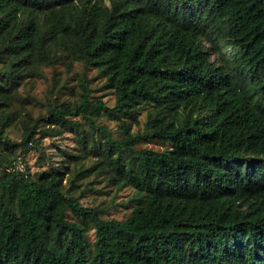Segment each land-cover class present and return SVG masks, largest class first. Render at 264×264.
<instances>
[{"label": "trees", "instance_id": "obj_1", "mask_svg": "<svg viewBox=\"0 0 264 264\" xmlns=\"http://www.w3.org/2000/svg\"><path fill=\"white\" fill-rule=\"evenodd\" d=\"M63 60L95 68L114 104L82 77L78 102L33 121L11 110L21 82ZM100 111L130 120L121 138ZM76 117L103 133L108 181L133 188L123 220L82 205L58 168L26 169L39 123L56 136ZM152 140L170 146L135 148ZM0 264H264V0H0Z\"/></svg>", "mask_w": 264, "mask_h": 264}, {"label": "rangeland", "instance_id": "obj_2", "mask_svg": "<svg viewBox=\"0 0 264 264\" xmlns=\"http://www.w3.org/2000/svg\"><path fill=\"white\" fill-rule=\"evenodd\" d=\"M209 43L204 41V46L209 47ZM223 54L228 53L229 46L222 43L220 48ZM212 58L214 56L212 55ZM88 80L91 89V101L103 100L106 105L114 104L113 90L104 87V77L92 67H85L81 62L73 61L67 64L66 60L55 65L43 66L39 73L25 79L17 86L15 93L16 100L11 108L18 114L23 113L25 119L31 117V121L37 117H45L51 104L70 101L78 102L80 99L81 78ZM148 107H144L136 113L139 124L132 126V131H143L145 129V113ZM91 118L97 126H105L114 138H121L122 133L118 127L120 121L129 122L123 117H109L102 111L93 113ZM74 130H64L59 135L47 136L41 131H45L51 126H45L42 121L40 126L35 128L38 132L35 138L38 140L36 148L27 149L23 152L24 163L27 171L33 176L35 172H40L49 166L58 168L63 173L64 189L69 190V194L78 197L80 203L88 207H98L103 209V217L125 219L133 207V188L129 186L118 187L107 179V171L101 167L99 160L103 149V133L97 128H92L86 120L79 117ZM40 129V130H39ZM24 131V125L19 119L13 125L5 128V132L14 141H19ZM86 135L88 138L87 148L82 149L79 138ZM169 143L152 140L142 141L135 145L136 149H151L161 152L168 149ZM21 148L16 150V154ZM63 151L79 155L80 163L73 164ZM4 152V149L2 150ZM76 176V177H75ZM75 178V185L70 186L69 179ZM67 217L74 219L70 212ZM92 231L90 237L92 238Z\"/></svg>", "mask_w": 264, "mask_h": 264}, {"label": "built area", "instance_id": "obj_3", "mask_svg": "<svg viewBox=\"0 0 264 264\" xmlns=\"http://www.w3.org/2000/svg\"><path fill=\"white\" fill-rule=\"evenodd\" d=\"M16 167L19 169V170H24L25 167H24V163L19 159L18 160V163L16 165Z\"/></svg>", "mask_w": 264, "mask_h": 264}]
</instances>
